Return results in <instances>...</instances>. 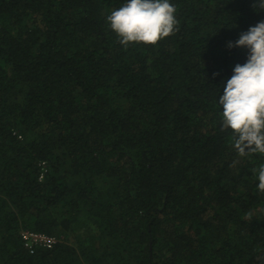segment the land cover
<instances>
[{
  "label": "trees",
  "instance_id": "16d2710c",
  "mask_svg": "<svg viewBox=\"0 0 264 264\" xmlns=\"http://www.w3.org/2000/svg\"><path fill=\"white\" fill-rule=\"evenodd\" d=\"M125 2L0 0V264H264V155L237 156L217 104L264 11L171 0L178 31L125 49Z\"/></svg>",
  "mask_w": 264,
  "mask_h": 264
},
{
  "label": "clouds",
  "instance_id": "9594fccd",
  "mask_svg": "<svg viewBox=\"0 0 264 264\" xmlns=\"http://www.w3.org/2000/svg\"><path fill=\"white\" fill-rule=\"evenodd\" d=\"M252 7L253 11H264V0H254ZM177 11L171 0H126L106 16V22L125 49L133 43L155 46L178 31ZM227 47H244L248 55L244 64L234 66L231 77L223 83V94L216 99L222 108L220 130H231L238 157L264 155V20L241 32ZM239 162L234 160L230 166ZM252 172L257 190L264 193V164ZM253 214L249 211L245 215L251 221Z\"/></svg>",
  "mask_w": 264,
  "mask_h": 264
},
{
  "label": "built area",
  "instance_id": "2783aa9c",
  "mask_svg": "<svg viewBox=\"0 0 264 264\" xmlns=\"http://www.w3.org/2000/svg\"><path fill=\"white\" fill-rule=\"evenodd\" d=\"M20 239L23 246L27 249H33L35 247L50 249L57 242L54 236L33 230H22L20 232Z\"/></svg>",
  "mask_w": 264,
  "mask_h": 264
}]
</instances>
